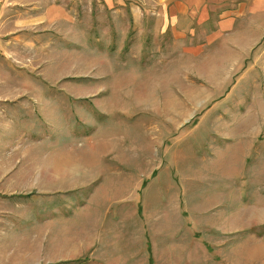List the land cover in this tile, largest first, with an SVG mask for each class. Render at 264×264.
<instances>
[{
    "label": "rangeland",
    "instance_id": "obj_1",
    "mask_svg": "<svg viewBox=\"0 0 264 264\" xmlns=\"http://www.w3.org/2000/svg\"><path fill=\"white\" fill-rule=\"evenodd\" d=\"M40 1L43 46L14 47L0 72L13 109L0 191L27 193L11 218L32 232L0 252L24 250L27 264H264V42L237 67L195 63L164 34L162 0ZM55 160L78 164L58 184ZM71 211L54 244L51 219Z\"/></svg>",
    "mask_w": 264,
    "mask_h": 264
},
{
    "label": "crops",
    "instance_id": "obj_2",
    "mask_svg": "<svg viewBox=\"0 0 264 264\" xmlns=\"http://www.w3.org/2000/svg\"><path fill=\"white\" fill-rule=\"evenodd\" d=\"M162 2L166 3L164 34L170 32L171 37L178 39L180 41L177 45V48H180L179 54L192 61L195 60V63L206 58L210 61L213 59L212 63L219 61L235 64L237 67L248 60L264 42V0H162ZM50 15L53 16V9L50 10L49 17ZM45 20L44 5L40 0H0L1 73H5L8 68L12 67L10 65L13 61L11 55L13 58L18 57L12 52L14 47L17 49L24 45L27 48H34L39 45V42L43 46L44 36L42 37L41 34L44 32ZM23 31L34 32L35 36L28 38V35L21 34ZM10 93L3 90L0 92V97H7ZM9 100L0 98V131L7 128L8 121L12 118L13 109L12 104L8 103ZM4 138V134H0V144L3 143ZM59 155L61 154L58 152L50 154L52 159ZM0 157V161L12 160L13 154L10 150V153L7 152ZM41 157L45 159L49 158V155ZM54 163L51 168H53L55 178L47 181L52 184L61 182L60 172L68 175L78 166L75 160L71 161L67 167L61 166V160H55ZM10 172H12L10 168L8 172L6 168L0 169V175ZM44 175L45 173L42 176ZM48 175L53 174L48 172ZM24 194L27 193L0 191V251L11 248L7 246L10 239L29 238L26 233L29 235L28 232H32V228L28 227L29 219H25L24 223V219L11 218L15 214L13 208L17 206L16 209H21L19 205L21 202L17 198ZM69 213L65 217L59 214L51 219V224L56 225L53 227L55 228L53 231L54 244L61 241L60 236L55 233L60 232L58 228L61 221L64 222L67 219L72 221L70 216L74 212ZM17 216L21 217V215ZM61 217L64 219H60ZM86 219L89 218L86 217ZM96 220L99 231L102 233L103 224L107 222V219L101 217ZM120 221L117 220V223L124 225V220L120 219ZM37 229V227L34 228V235L38 234ZM22 252L24 250H19L15 255L11 251L0 252V264H27L23 260Z\"/></svg>",
    "mask_w": 264,
    "mask_h": 264
}]
</instances>
